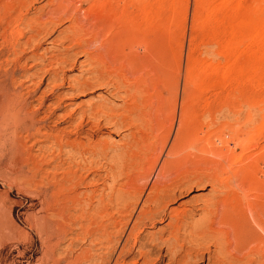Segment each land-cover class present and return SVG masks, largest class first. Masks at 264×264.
Listing matches in <instances>:
<instances>
[{"label":"rangeland","instance_id":"obj_1","mask_svg":"<svg viewBox=\"0 0 264 264\" xmlns=\"http://www.w3.org/2000/svg\"><path fill=\"white\" fill-rule=\"evenodd\" d=\"M0 264H264V0H0Z\"/></svg>","mask_w":264,"mask_h":264},{"label":"bare ground","instance_id":"obj_2","mask_svg":"<svg viewBox=\"0 0 264 264\" xmlns=\"http://www.w3.org/2000/svg\"><path fill=\"white\" fill-rule=\"evenodd\" d=\"M71 6V5H70ZM100 35V34H99ZM135 109V108H134ZM182 116H184V115H182ZM181 116V117H182ZM185 120L183 119V118H180L179 119V126H178V130L176 131L177 133H176V137H175V141H174V143H173V145H172V147H171V149L169 150V153L167 154L168 155V157L169 156H172V158L173 159H166L163 163H162V165L156 170V175H155V179L157 180V182H155L156 184V186H157V188L159 187V185L161 184V185H165V187L166 186H169V184H168V182L167 181H165L166 180V178L167 177H170V176H172L173 175V177H174V174H175V167H176V164H180L179 162L180 161H178V160H176V159H174V157L176 156V157H179V155L178 154H180V153H182V151H183V145H184V141H185V139H187L186 138V135H182L181 136V132H182V130H183V128H184V125H185ZM189 126V125H188ZM183 133V132H182ZM209 140V139H208ZM188 143V142H187ZM187 146V145H186ZM187 148V147H186ZM186 148H184V150L186 149ZM186 153V152H185ZM178 155V156H177ZM182 155V154H181ZM180 155V156H181ZM180 158V157H179ZM180 159H182V156H181V158ZM178 162V163H177ZM187 165V164H186ZM187 167H189V166H187ZM181 170V169H180ZM177 174V173H176ZM169 179V178H168ZM171 179V178H170ZM169 179V180H170ZM155 180V181H156ZM171 181H172V179H171ZM171 181H169V183L171 182ZM166 182H167V185H166ZM172 183V182H171ZM170 183V184H171ZM175 185V184H174ZM160 188H163V187H161L160 186ZM65 197V196H64ZM66 199V198H65ZM64 201V200H63ZM60 202V201H59ZM67 202V201H66ZM68 203V202H67ZM70 203V202H69ZM63 205V204H62ZM60 207V206H59ZM263 227V226H262ZM260 228V227H259ZM261 257V256H260Z\"/></svg>","mask_w":264,"mask_h":264}]
</instances>
